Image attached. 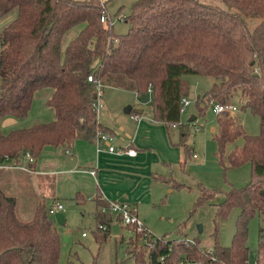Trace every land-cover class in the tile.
Listing matches in <instances>:
<instances>
[{
	"label": "trees",
	"instance_id": "1",
	"mask_svg": "<svg viewBox=\"0 0 264 264\" xmlns=\"http://www.w3.org/2000/svg\"><path fill=\"white\" fill-rule=\"evenodd\" d=\"M223 1L226 7L201 0H134L124 17L128 30L115 33L111 20H101V0H0V16L10 17L0 30V159L20 160L26 150L38 156L46 145L71 148L78 138L94 141L99 129L109 132L92 107L91 73L107 86L138 94L151 87L153 119L167 128L181 126L188 74L216 79L198 93L201 115L211 100L230 101L236 92L258 115L257 134L244 133L238 115L226 113L217 114L212 133L226 167L250 163L249 181L226 191L216 213L241 208L231 244L219 243L215 233L212 247L204 249L197 237L166 238L149 231L151 243L141 233L128 241L133 264H248L247 221L256 210L264 211V0ZM252 16L260 20L251 28L244 17ZM44 87L52 90L46 104L54 118L4 132L3 119L25 118ZM186 135L181 131V138ZM239 136L243 144L226 153ZM185 149L188 156L191 150ZM213 194L204 188L198 202ZM15 208L16 199L0 189V264H57L61 238L45 203H38L27 221ZM97 219L112 222L103 211ZM98 230L101 241L110 234ZM255 261L264 264V237L257 240Z\"/></svg>",
	"mask_w": 264,
	"mask_h": 264
},
{
	"label": "rangeland",
	"instance_id": "2",
	"mask_svg": "<svg viewBox=\"0 0 264 264\" xmlns=\"http://www.w3.org/2000/svg\"><path fill=\"white\" fill-rule=\"evenodd\" d=\"M106 1L107 13L111 18L114 32H126L129 23L124 17L131 12V3L134 0ZM201 1L226 7L223 0ZM16 13L15 9L10 14L14 16ZM244 18L251 28L260 20L259 16ZM9 19L10 17L0 16V30ZM78 29L77 26L72 28L67 37L74 36ZM187 79L190 84L187 98L191 103L181 114V126L187 128V136L182 137L180 142V125L177 124L170 129L167 139L161 141L156 136L151 137L147 143L152 139L153 144H150L152 148L136 158V162H111L107 159L103 160L101 168L106 175V181L112 183L110 186L114 187V190L115 185L119 189L125 187L123 199L136 205L140 218L152 235L166 238L197 237L204 249H210L216 239L215 233L219 243L230 245L232 242L241 208L234 206L225 216H217L216 213L226 191L232 186H243L249 181L250 163L246 161L234 167H226L220 162L216 154L218 143L212 135V127L217 125V114L213 111L211 103L203 115L199 113V106L196 103L198 93L208 89L216 80L215 77L188 74ZM51 91L50 87L36 91L31 110L25 118L18 119L19 125L47 122L54 118L53 110L46 104ZM105 92L106 106L99 110L98 115L113 127L116 137L125 135V131L134 133L138 121L147 122L153 118L150 102L143 103L134 91L106 86ZM230 101L239 108L237 115L244 133L257 134L259 117L244 106L240 92H236ZM200 104L203 103L200 101ZM127 106L132 108L129 114L125 112ZM136 113L140 116L139 120L133 118ZM191 115L197 118L191 120ZM139 126L140 135H145ZM114 138L115 135L109 143L118 148V140ZM242 144L243 136H239L226 146V153L236 145ZM107 146L108 143L102 147ZM186 147L195 151L198 157H193V152L186 156ZM93 151L92 146L90 151H87L86 162L81 161L76 169H71L67 164L66 156L71 154L62 146L61 148L46 146L37 157L34 183L38 184L43 193L46 208L54 201L64 206L62 210L66 217L64 223H58L53 215L61 238L57 264H133L134 260L129 257L127 244L129 240L137 237L136 233L123 229L124 237L111 234L102 241L97 238V234H102L98 227L104 223L97 219L98 210L94 195L97 182L84 171L91 167L88 163L94 159ZM160 176L164 178L172 176L176 179L175 186L178 185L177 181L184 183V186L175 187L173 183L167 179L162 180ZM101 184L103 185L102 182ZM204 188L213 190L214 194L199 203ZM78 193L84 196L77 197ZM101 200L102 208L106 206L105 203H109L107 199ZM21 217L25 220L32 218L28 214ZM259 237H264V211L256 210L247 221L246 243L250 250L248 264L255 263Z\"/></svg>",
	"mask_w": 264,
	"mask_h": 264
},
{
	"label": "crops",
	"instance_id": "3",
	"mask_svg": "<svg viewBox=\"0 0 264 264\" xmlns=\"http://www.w3.org/2000/svg\"><path fill=\"white\" fill-rule=\"evenodd\" d=\"M109 87H115V86H109ZM116 88H119V87H116ZM132 91H134V90H132ZM134 92L140 98V94H138L136 91H134ZM105 98H106V95H105ZM104 102H105V99H104ZM104 105L106 106V103H104ZM104 105H103V107H104ZM125 112L128 114L131 113L132 112L131 106H127L125 108ZM106 115H107V113L105 112L104 117H106ZM97 116H98V120L109 129V132L112 134V136L115 135L114 139L118 140V143H119L118 148H116V146H115L114 151H109L108 146H107V148H104V150L98 152L96 147H95L94 141H89V140H85L82 138L76 139L74 144L71 146V148H68L66 146H62V147H64V149L67 151L69 150V154L74 155L77 158L75 167H70L71 169H76V167L81 164V161L84 160V162H86V160H87L86 155L88 154L87 151H90V149L93 146V148H94L93 154L94 155H92V157H94V159H92L88 163L91 166V167L89 166L90 169H88V170L84 169V171L87 172L97 182V185H96L97 190L95 191L94 195H96V207H97L96 210H98L96 213H97V218H98L99 212L102 211V210H100V208H102V204H103V201L101 199H104V200L105 199H107V200H112V199L113 200H124L122 197V194L124 193V189H125L124 186H122V189H119L118 186L115 185L116 190H114L113 189L114 187L112 188L110 186V184H112V183H110V181H106V175L104 172H102V168H101L103 160L110 159L111 162H125V161L136 162V160H135L136 158L138 159L139 156L143 155L147 149L152 148L150 144H153V140L151 139L150 143H147V141L151 137L156 136V138H159V140H161V141L165 140V139H167V135L168 136L170 135V133H169L170 129L177 126V125H174L170 128H167L165 123L160 122V121H156L152 118V119H150V121L147 120V122L142 121L140 123L138 121L137 126H136L137 129L135 130L134 133L129 132V131H125L126 132L125 135H123V136L119 135V137L118 136L116 137V134L113 130V127L109 123H107L101 117V115L99 116L97 114ZM194 117H195V119L197 118L196 116H194ZM191 118H192V115H191ZM36 123H39V122H36ZM33 124H35V123H33ZM33 124L19 125L18 118L14 117V116H6L2 121V129L4 132H8L9 130H11L13 128L28 127V126H31ZM138 124H140V126ZM138 126L142 128V131L145 132V135H142V136L140 135V131H139L140 129L138 130ZM216 128H217V125L212 127V133L215 131ZM186 130H187V128H184L183 126L179 127L180 142H181V131H186ZM94 140H95V138H94ZM46 146H51V145H46ZM46 146H44V148ZM57 147L61 148V146H57ZM129 147L134 148L136 150L135 155H130V154H127L124 152V149L129 148ZM191 152H193L192 153L193 157H198V155L195 151L191 150ZM38 156H35L36 160L34 163L28 164L30 170L10 166L11 164L15 163L14 159L6 160L5 165L0 166V189L6 195L13 196L16 199V208H15L16 214L21 220H24V221H27V220L23 219L21 216H25L26 214H28V216H30V218H31V216L33 217L36 205L38 203L44 202L46 205V202L43 200L42 191L39 189L38 184L34 183L35 182L34 181L35 180V173L37 172L36 168H37V157ZM166 162H167V160H166ZM67 164H69V163L67 162ZM92 169L95 170L94 175L91 174V172H90ZM160 177L162 180L167 179V181H169L171 184L173 183V185L175 186L176 183L174 184V180L176 181V179L174 177H172V176H170L168 178H164V176H160ZM100 181L103 183V185L101 184ZM177 182H179V181H177ZM36 184H37V186H36ZM118 185L120 186L121 184L118 183ZM175 187H178V186H175ZM170 190H172V188ZM81 195H83V194L78 193L77 197H81ZM98 197H101V199ZM133 199H131V200L133 201ZM54 202H56V201H54ZM103 212H105V211H103ZM106 213L111 214L112 221L115 220V218H116L115 214H112L108 211ZM28 220H30V219H28ZM119 226H120V232L119 233H112V229H111L109 235L119 234L121 237H124L122 235L123 229H127L128 231H130L127 227H125L121 224H119ZM101 231H104V230H101ZM255 254H256V250H255Z\"/></svg>",
	"mask_w": 264,
	"mask_h": 264
},
{
	"label": "built area",
	"instance_id": "4",
	"mask_svg": "<svg viewBox=\"0 0 264 264\" xmlns=\"http://www.w3.org/2000/svg\"><path fill=\"white\" fill-rule=\"evenodd\" d=\"M106 0H101V5L103 6V11L101 14V20L107 21L111 20L110 16L107 13V7H106ZM88 80L91 81L95 88H96V96L92 101V107L94 110H96L97 114L99 110L103 107L104 105V99H105V88L106 84L103 82L101 78L96 77L93 73L89 74ZM150 97L152 96V89L151 87L148 88V91L146 92ZM191 103V100L187 98V96L182 98V106H181V111H184L186 109V106H188ZM210 103L213 105V111L216 114H222L226 113L232 116H235L238 114V107L231 103V101H226V102H217L214 100H211ZM139 115L136 113L133 115V118L135 120H139ZM175 125V124H174ZM173 125V126H174ZM112 134L110 132H106L102 129H99L97 131L96 137H95V146L97 151H102L104 150L103 145L108 143V150L109 151H114L115 146L111 143H109L112 139ZM124 152L130 155H135L136 150L134 148H126L124 149ZM196 155V154H195ZM8 159H13L10 156H5L3 159H0V166L5 165V161ZM36 160L35 155L32 154L29 150H26L23 152V155L21 156L20 160H15L13 164L10 166L17 167V168H22L26 170H30L28 164L34 163ZM91 174H95V170L92 169ZM64 209V206L60 202H53L48 208L47 212L49 215L53 216L55 215L56 212L62 211ZM102 211L105 212H110L112 214L116 215V218L114 221H112L110 224L109 223H101L99 225V229L104 230V231H110L115 223H119L125 227H127L130 231L136 233V234H142L144 235L145 241L151 243V241L148 240V232L149 230L146 228L143 220L140 218L137 207L134 203L125 201V200H109L108 205L104 206L102 208ZM256 264V261L255 263Z\"/></svg>",
	"mask_w": 264,
	"mask_h": 264
},
{
	"label": "water",
	"instance_id": "5",
	"mask_svg": "<svg viewBox=\"0 0 264 264\" xmlns=\"http://www.w3.org/2000/svg\"><path fill=\"white\" fill-rule=\"evenodd\" d=\"M140 99L143 103H147L151 101V97L146 92L140 94ZM194 119L195 117L192 116L191 120H194ZM66 160L69 163L70 167H75L77 158L74 155H67ZM55 219L60 224L66 221L65 214L62 211L55 213ZM119 232H120L119 223H115L112 227V233H119Z\"/></svg>",
	"mask_w": 264,
	"mask_h": 264
}]
</instances>
